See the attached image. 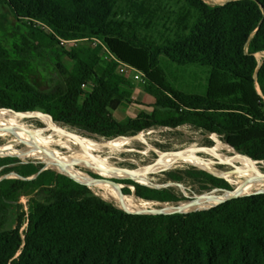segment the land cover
I'll list each match as a JSON object with an SVG mask.
<instances>
[{
	"label": "trees",
	"instance_id": "1",
	"mask_svg": "<svg viewBox=\"0 0 264 264\" xmlns=\"http://www.w3.org/2000/svg\"><path fill=\"white\" fill-rule=\"evenodd\" d=\"M122 1L0 0V14L6 9L21 35L14 58L0 38V110L39 112L105 140L189 125L264 163V58L261 64L256 58L264 54V0H222L216 6L180 0L179 18L161 44L138 36L137 22L112 19ZM125 4L132 13L135 0ZM59 39H97L143 73L152 111L116 121L113 113L130 99L118 65L106 60L98 73L100 47L66 50ZM45 56L53 58L48 67L53 74L43 91L26 69ZM162 58L180 67H208L205 93L175 90ZM44 167L0 158V176H18L0 180V264H264V193L184 214H131L54 170L41 171ZM164 175L197 194L232 190L225 180L195 168ZM116 182L126 185L123 195L148 203L188 201L171 187Z\"/></svg>",
	"mask_w": 264,
	"mask_h": 264
},
{
	"label": "rangeland",
	"instance_id": "2",
	"mask_svg": "<svg viewBox=\"0 0 264 264\" xmlns=\"http://www.w3.org/2000/svg\"><path fill=\"white\" fill-rule=\"evenodd\" d=\"M125 1V2H124ZM122 1L119 4V7L116 8L115 14L112 19L117 22H137L140 27H137V34L140 37L146 38L149 41L156 42L161 44L163 40L171 35V28L174 27L175 23L179 18V14L181 12V8L183 7V3L180 0H135L136 7L133 9L132 13L128 12L125 8L126 0ZM206 4L211 6L223 5L225 1L222 0H203ZM142 2L143 5H142ZM146 24H148L146 26ZM21 35L15 29V20L10 15V13L3 9L0 14V38L3 44L5 45L7 51L10 56L14 58V53L12 48L15 43L19 42V38ZM93 42L90 40H84L81 42H67L62 44V47L66 50H70L73 47H82V48H96L92 44ZM256 58L259 64L262 63L264 58V54H257ZM51 61L53 58H49L45 56L44 58L37 57L33 65L26 69L27 76L31 80L32 84L35 85L40 90H47L50 87V76H52V69L50 70L48 67L51 66ZM162 66L165 71L166 80L171 84V86L180 92L188 93V94H196L203 95L206 91L207 80L209 77L210 69L208 67L199 66V65H191V66H177L171 64L166 58H162ZM67 68L71 67V63L66 62ZM106 66L105 55L103 54L100 59L97 61L96 70L99 72H103V68ZM126 88L130 93V99L124 103V106L120 107L116 112L113 113V117L116 121H123L127 118H136L139 114H149L152 111L150 106L154 103V98L146 93L144 87L145 84L134 82L131 79L125 78ZM89 88L86 87L85 90ZM258 92L260 93L258 87ZM35 114H41L39 112L28 115L29 118H39L40 122L33 120H24L21 124H23L27 129L30 130H40L42 131V135H48L49 132L46 129H52L53 127H59L64 131L78 136L80 139H89L93 142L99 141L103 143H107L108 140L105 139H95L89 138L76 130H73L69 127L54 124L49 121L45 116H37ZM13 115L9 112L0 111V118L2 116H10ZM43 115V114H42ZM44 130V131H43ZM142 136V139L131 140L124 139L125 144L119 149H99L98 152H95L94 155L105 159L108 167H118V168H127V169H135L136 171L141 168H148L151 166L162 153L169 152H177L186 150L189 148H212L216 145V143H220L224 146L221 139L216 135H208L201 130H197L189 125L181 126L177 129H156L151 130L149 132L139 134ZM56 140H64L62 137L56 136ZM11 140H15L14 136L6 135L0 136V158L6 157H16L21 162H33L43 164L46 169H51L54 171H58L55 167L49 166L48 163L43 162V160L38 159L33 156H29V153H33L31 148L24 144L18 143L12 147L7 148L6 144ZM121 140V139H120ZM118 141V140H115ZM113 141V142H115ZM129 141V142H128ZM71 148L78 149V145L69 144ZM55 151L62 156L67 155L68 152L66 150L61 149L57 146H52L50 151ZM121 151V152H120ZM235 152V151H234ZM236 153V152H235ZM58 154V155H59ZM173 155V154H172ZM198 157L202 159H211L212 157L206 156L205 154L198 153ZM162 157V156H161ZM216 161L215 166L212 170H203L198 168L197 166L188 165L186 163L177 162L173 166L155 171L150 173L147 177L148 182L145 186L150 188H167L171 187L176 192L182 194L186 198L192 199L200 194L195 193V188L189 185H181V184H172L166 180L164 175L165 172L169 170H185L189 168H195L197 170H202L212 175L218 176L219 178L225 180L232 190L235 189L226 179L222 177V173H227L232 171V168L229 166L223 165L222 159L219 157H213ZM256 162V161H254ZM258 166L261 168L262 173H264V163L257 162ZM156 166V165H155ZM76 171H79L85 175H87L90 179H100V175L93 169L84 168L76 165L74 162L73 165ZM214 169V170H213ZM97 173V174H96ZM120 174H127L124 171H120ZM7 179H15L18 178L16 174H9L5 176H0V180L2 178ZM107 178H115L108 176ZM76 179V178H75ZM116 180H126L129 178ZM78 180V179H76ZM134 181L133 179H130ZM79 182H83L78 180ZM135 182V181H134ZM120 184V183H119ZM122 190L126 188V185L120 184ZM112 188V187H111ZM89 189L97 196L102 199L114 203L117 207L121 208L122 206L115 202L114 200L105 197L104 191L101 188L89 186ZM132 189V188H131ZM133 190V189H132ZM203 194V193H202ZM224 194V193H223ZM222 194V195H223ZM220 195L219 199H201L198 203L207 202L214 204L217 200L222 198ZM124 197L131 200L135 206V210H145V209H168V211L174 210V207L185 202H180L176 205L174 204H160V203H148L141 199H137L131 195H124ZM109 199V200H108ZM20 202L22 204H26V199L21 198ZM152 204V205H151ZM137 206V207H136ZM208 209V208H202ZM200 208H190L187 212L202 210ZM133 210V211H135ZM191 210V211H190Z\"/></svg>",
	"mask_w": 264,
	"mask_h": 264
},
{
	"label": "bare ground",
	"instance_id": "3",
	"mask_svg": "<svg viewBox=\"0 0 264 264\" xmlns=\"http://www.w3.org/2000/svg\"><path fill=\"white\" fill-rule=\"evenodd\" d=\"M22 121H24V119L16 115L2 116L0 118V128H3L5 130H12L16 133L14 136L15 140H11L10 142H8V144H6L7 148L9 147L13 148V146L18 143H24L28 145L31 148V151L33 152V153H29L28 154L29 156H33L38 159H41L43 160V162L48 163V165L52 167H56L57 163L63 165L65 172L72 174L76 179L80 181L90 183V185L93 187L103 189L105 197L114 200L115 202L125 207L129 211H133L136 209L131 200H129L126 197H122L120 192L118 190L115 191L113 188H111V186L103 183L93 182L92 179H90L87 175L79 171H76L73 167L74 162H76V165L80 167L90 168L95 170L96 172L98 171L97 173L104 177L111 176L119 179L131 178L138 183L146 184L148 182V179L143 175L147 171L153 173L161 169L169 168L174 164H176L177 162L179 163L183 162L188 165L197 166L200 169L209 171L212 170V168L216 164V161L212 158L219 157L222 159V162L224 164H231L234 166L231 167L232 171L227 173H222V177L226 179L232 186L235 187L234 189L235 191L239 192L242 195L250 194L257 191H264V180L260 179V177H264V173H262L261 168L258 166V163L239 156L237 153L233 151L232 148H230L229 146H224L220 143H216L214 147L210 148V150L204 153L206 156L212 157L211 159H207V160L202 159L197 156L198 154L197 152L192 151L184 155L170 154V155L162 156L160 162L156 166L152 167L151 169L141 168L137 170L134 175H130L128 173L120 174V171L113 173H106L100 170L98 164L106 168L109 165L107 166L105 159H102L94 155V153L98 152L99 149H104V148L119 150L125 144L124 143L126 142L125 140H118L115 142H111L109 144H105V146H101L100 144H97L89 139L79 138V141L75 142L67 137H64V135L62 134H58L57 131L59 130L62 133H68L59 127L55 126L50 130L46 129V131L49 133L48 135L45 136L41 134L42 131L40 130L27 129L23 124H21ZM6 135L9 134L0 133V136H6ZM56 136L62 137L64 140L63 141L56 140L55 139ZM70 143L78 145L79 148L78 149L71 148L69 145ZM52 146H57L61 149L66 150V152H68L67 155L62 156L61 154L55 151L52 150L50 151V148ZM36 147L42 148L50 152L54 156L52 157L50 155H45L40 150H36L35 149ZM91 158L97 161L98 164L93 162ZM245 181L247 183L243 185V182ZM228 196H230V194L225 192L222 195L221 199L227 198ZM216 204L217 202L214 204L202 202V203H198L195 206V208H200V209L210 208L211 206H214Z\"/></svg>",
	"mask_w": 264,
	"mask_h": 264
},
{
	"label": "water",
	"instance_id": "4",
	"mask_svg": "<svg viewBox=\"0 0 264 264\" xmlns=\"http://www.w3.org/2000/svg\"><path fill=\"white\" fill-rule=\"evenodd\" d=\"M0 111L9 112V113H11L13 115L22 117L24 120H33V121H37V122H40L41 123V121H40L39 118H29L28 115H30V114H27V113H18V112L12 111V110H5V109H2ZM31 114H33V113H31ZM35 115H37V116H46V117L50 118L54 124H56L53 121V119L51 117H49L48 115H44V114L43 115L42 114H35ZM57 132H58V134H62V135H64V137H67V138H69V139H71V140H73L75 142H78L79 141V137L76 136V135H73V134H70V133H62L60 130L57 131ZM0 133H7V134L12 135V136H15V134H16L12 130H5L3 128H0ZM120 139L121 140H124V139H128V140H138V139H142V136L141 135H136L134 137H117V138H114L112 140H108V142L106 144H109V143H111V142H113L115 140H120ZM95 143L100 144L101 146H105V143H103V142L95 141ZM35 149L36 150H40L45 155H50L52 157L54 156L50 152H48V151H46V150H44L42 148L36 147ZM208 150H210V148H189V149L182 150V151H177V152L162 153L160 156H158L157 160L151 166H149L148 168L151 169L152 167H154L155 165H157L160 162V160H161V156H166V155H170V154H173V155H184V154L189 153V152H192V151L197 152V153L204 154ZM238 155L241 156L240 154H238ZM241 157H243V156H241ZM244 158H246V157H244ZM91 160L93 162H95V163L98 164V162L95 161L94 159L91 158ZM248 160H250V159H248ZM223 165L230 166V167H234L231 164H224L223 163ZM98 166L100 167V170H102L103 172H106V173H113V172H117V171H121L122 170V171H124V172H126V173H128L130 175H134L135 172H136L135 169L118 168V167H113V168L107 167L106 168V167H102L99 164H98ZM55 168L58 170L57 171L58 173L66 176V177H68L69 179L75 181L78 184L84 185V186H86V187L89 188L90 183H87V182H79L78 180L75 179V177L72 174L67 173V172L64 171L65 169H64L63 165L57 163V165H56ZM44 170H46V167H44L41 171H44ZM149 174H150V172L147 171V172H145V174L143 176L146 177ZM36 176L31 177V178H29L27 180H31V179L35 178ZM100 177H101L100 179H92V181L93 182H97V183H103V184L109 185L112 188L118 190L120 192L121 196L124 197V195L122 193L121 185L116 182V179L115 178H107V177H104V176H101V175H100ZM216 177H218V176H216ZM129 179H131V178H129ZM260 179L261 180H264V177H260ZM136 183H138V182H136ZM246 183H247L246 181L243 182V185H245ZM138 184H141V183H138ZM141 185H145V184H141ZM225 192L226 193H229L230 196H228L227 198L221 199V200H217V204L214 205V206H211L208 209H211L213 207H216V206H218L220 204H223V203H225L227 201H230V200H233V199H236V198H239V197H243V196L251 195V194L264 193V191H257V192H253V193H250V194L242 195V194H240L239 192H237L235 190L213 189L210 192H206V193L200 194V195H198V196H196V197H194L192 199H189L185 203H181V204L175 206L174 207V210H172L170 212L167 211L168 210L167 208L166 209H145V210H139V211H129L128 209H126L125 207L122 206L121 209L124 210L127 213L140 214V215H170V214H175V213H177V214H184V213H189V212H187V210L190 209V208H194L198 204L199 200H201V199H211V200L219 199L220 198V195H222ZM202 210H206V209H202ZM198 211H201V210H198Z\"/></svg>",
	"mask_w": 264,
	"mask_h": 264
},
{
	"label": "built area",
	"instance_id": "5",
	"mask_svg": "<svg viewBox=\"0 0 264 264\" xmlns=\"http://www.w3.org/2000/svg\"><path fill=\"white\" fill-rule=\"evenodd\" d=\"M61 45L70 41H65L62 39H59ZM93 43L94 47H100L105 55V60H111L113 62H115L118 66H117V71L118 73L128 79L133 80L134 82L137 83H143L145 84L146 82V78L144 76L143 73H141L140 71L136 70L135 68L122 63L120 60H118L115 56H113L108 49L103 45V43H101L100 41H98L97 39H92L91 40ZM73 42H79V41H73Z\"/></svg>",
	"mask_w": 264,
	"mask_h": 264
}]
</instances>
